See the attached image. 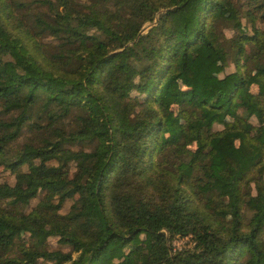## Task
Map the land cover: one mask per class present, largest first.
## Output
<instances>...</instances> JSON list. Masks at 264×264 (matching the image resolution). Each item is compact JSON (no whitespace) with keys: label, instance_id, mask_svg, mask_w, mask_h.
Returning <instances> with one entry per match:
<instances>
[{"label":"trees","instance_id":"1","mask_svg":"<svg viewBox=\"0 0 264 264\" xmlns=\"http://www.w3.org/2000/svg\"><path fill=\"white\" fill-rule=\"evenodd\" d=\"M0 264H264V0H0Z\"/></svg>","mask_w":264,"mask_h":264},{"label":"rangeland","instance_id":"2","mask_svg":"<svg viewBox=\"0 0 264 264\" xmlns=\"http://www.w3.org/2000/svg\"><path fill=\"white\" fill-rule=\"evenodd\" d=\"M248 50L251 51L250 46L248 47ZM243 59H244V60H243V65L245 66L246 70H247V71H251L252 68H253V65H252V62H251V60H250V56L247 55V56H246L245 58H243ZM228 70H230V68H227V69H226V71H228ZM216 74H217V73H215V72H213V73H207V77H208V78H211V79H214V78H216ZM216 127L219 128V126H216ZM5 177H6V179L9 180V182L12 181V177H10V176H5ZM36 202H37L36 199H35V200H32V201H31V204L29 205V207H28V209H27V211L30 210V208H32V206H34ZM69 204H70L69 202L65 203V205H64V207H63V212L67 210ZM52 241H53V240H51V242H52ZM186 241H187V239L179 240V241H176L175 244H176L177 246H181V245H182L183 243H185Z\"/></svg>","mask_w":264,"mask_h":264}]
</instances>
